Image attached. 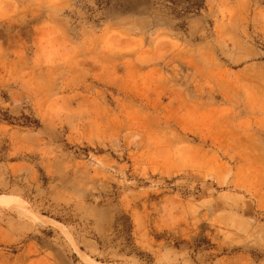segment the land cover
I'll use <instances>...</instances> for the list:
<instances>
[{"label":"rangeland","instance_id":"1","mask_svg":"<svg viewBox=\"0 0 264 264\" xmlns=\"http://www.w3.org/2000/svg\"><path fill=\"white\" fill-rule=\"evenodd\" d=\"M0 264H264V0H0Z\"/></svg>","mask_w":264,"mask_h":264},{"label":"crops","instance_id":"2","mask_svg":"<svg viewBox=\"0 0 264 264\" xmlns=\"http://www.w3.org/2000/svg\"><path fill=\"white\" fill-rule=\"evenodd\" d=\"M63 6H67V4H63V3L59 4L58 7H57V11L61 10V9L63 8ZM63 25H64V24H63V22H62L61 19H60V20H59V23L57 24L59 30H61V26L63 27ZM63 29H64V27H63ZM65 34H66L67 37H69V36L67 35L66 31H65Z\"/></svg>","mask_w":264,"mask_h":264}]
</instances>
